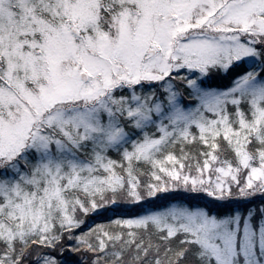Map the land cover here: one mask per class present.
<instances>
[{
	"label": "snow or ice",
	"instance_id": "1",
	"mask_svg": "<svg viewBox=\"0 0 264 264\" xmlns=\"http://www.w3.org/2000/svg\"><path fill=\"white\" fill-rule=\"evenodd\" d=\"M0 264H264V0H0Z\"/></svg>",
	"mask_w": 264,
	"mask_h": 264
}]
</instances>
